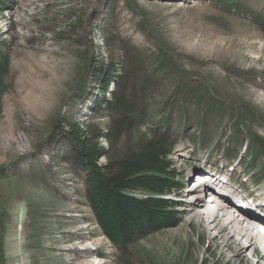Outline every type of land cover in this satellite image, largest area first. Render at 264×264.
I'll return each mask as SVG.
<instances>
[{"label":"rangeland","instance_id":"rangeland-1","mask_svg":"<svg viewBox=\"0 0 264 264\" xmlns=\"http://www.w3.org/2000/svg\"><path fill=\"white\" fill-rule=\"evenodd\" d=\"M0 39L9 53L0 100L5 264H76L68 247L88 248L83 264L95 256L120 264L126 254L134 264H238L188 219L192 194L181 180L191 166L212 167L252 196L264 191V0H0ZM68 122L106 132L102 164L115 165L143 138L166 139L181 181L166 195L178 202L173 223L124 246L107 239ZM184 130L189 140H180Z\"/></svg>","mask_w":264,"mask_h":264},{"label":"trees","instance_id":"trees-1","mask_svg":"<svg viewBox=\"0 0 264 264\" xmlns=\"http://www.w3.org/2000/svg\"><path fill=\"white\" fill-rule=\"evenodd\" d=\"M216 48L217 45L212 51L214 52ZM8 63L9 53L4 41L0 39V100L4 91L3 75ZM114 70V67L107 68L104 72L105 80L101 85L103 91L107 90L110 83H114L116 77ZM110 99L124 112L131 111L122 94L112 93ZM123 121L124 117L116 122V133L123 126ZM64 133L72 138L74 147L77 148L78 162L86 170V194L89 204L99 228L109 240L124 246L137 233L142 234L160 225L168 226L173 223L175 205L165 195L178 187L179 177L168 158L170 144L166 139L143 138L137 146L123 154L115 165H111L99 162V158L107 151L100 141L106 137V132L88 126L80 127L76 122H68ZM192 134L193 131L184 130L180 140H189ZM219 140L215 142L213 150L206 158L215 157ZM190 147L192 154L200 153L194 149L193 143ZM253 182L261 183V180L257 177ZM5 215L6 211L0 208V264H5L3 249ZM67 250L73 254L70 262L76 264H83L80 258L89 251L86 247L83 250L68 247ZM120 264L134 263L126 254L122 255Z\"/></svg>","mask_w":264,"mask_h":264},{"label":"bare ground","instance_id":"bare-ground-1","mask_svg":"<svg viewBox=\"0 0 264 264\" xmlns=\"http://www.w3.org/2000/svg\"><path fill=\"white\" fill-rule=\"evenodd\" d=\"M186 149L185 146H178L174 153L184 155ZM221 159L226 163L224 158ZM205 160L210 161L209 158ZM210 169L206 170L210 176L209 183L203 184V188L191 190L188 208L185 209L188 219L199 222L211 239H218L221 252L224 248L230 250L229 259H237L238 264H264V239L256 240L252 229L254 217L264 218V200L260 199L264 191L252 196L244 191V184L234 181L230 175H221L219 168ZM262 187L259 184L255 190L260 191ZM213 191L218 194V199L214 198L212 205L204 201L203 196ZM235 205L241 209L238 213L230 210Z\"/></svg>","mask_w":264,"mask_h":264}]
</instances>
